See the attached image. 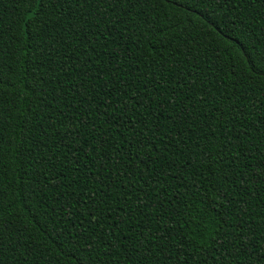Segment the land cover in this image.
I'll use <instances>...</instances> for the list:
<instances>
[{
  "label": "trees",
  "instance_id": "16d2710c",
  "mask_svg": "<svg viewBox=\"0 0 264 264\" xmlns=\"http://www.w3.org/2000/svg\"><path fill=\"white\" fill-rule=\"evenodd\" d=\"M38 3L0 0V264H257L264 0Z\"/></svg>",
  "mask_w": 264,
  "mask_h": 264
},
{
  "label": "snow or ice",
  "instance_id": "6c2138e0",
  "mask_svg": "<svg viewBox=\"0 0 264 264\" xmlns=\"http://www.w3.org/2000/svg\"><path fill=\"white\" fill-rule=\"evenodd\" d=\"M62 0H39L38 3V8L43 9L45 7L46 4L51 3L53 6H55V4L57 3H61ZM227 2V0H226ZM158 3L161 5H173L176 7L182 6L183 3H187V0H158ZM27 34V29H25V36ZM254 66V67H253ZM251 67L254 69H259L261 70L262 74H264V57L260 58V63L257 64L255 59L251 60ZM233 68H235V65H233ZM234 75L239 76V72H234ZM4 84L3 79H0V86H2ZM4 141L2 136H0V161H2L3 159V145ZM141 147H143V145H141ZM82 150V149H81ZM216 155H221L220 153H217ZM207 159H211V153L209 154L208 157H206ZM223 162V158H221V163ZM0 167H2V164H0ZM0 175H3V173H0ZM213 175H215V173H213ZM222 179V177H221ZM219 188H217V192L219 193ZM29 199H31V197H28ZM117 211H120L121 213L123 212V209H118ZM85 232L87 231V229H83ZM66 254H70V250L69 252H67ZM257 264H264V256H260L257 259Z\"/></svg>",
  "mask_w": 264,
  "mask_h": 264
}]
</instances>
